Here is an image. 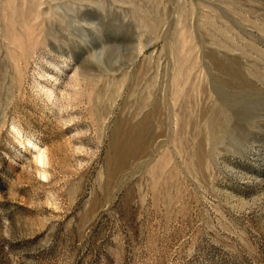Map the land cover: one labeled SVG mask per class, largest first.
I'll use <instances>...</instances> for the list:
<instances>
[{
	"label": "rangeland",
	"instance_id": "obj_1",
	"mask_svg": "<svg viewBox=\"0 0 264 264\" xmlns=\"http://www.w3.org/2000/svg\"><path fill=\"white\" fill-rule=\"evenodd\" d=\"M0 264H264V0H0Z\"/></svg>",
	"mask_w": 264,
	"mask_h": 264
}]
</instances>
